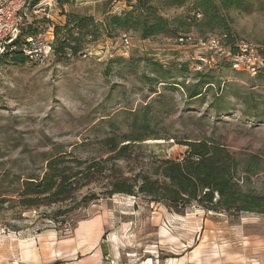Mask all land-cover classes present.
Instances as JSON below:
<instances>
[{"label":"rangeland","instance_id":"rangeland-1","mask_svg":"<svg viewBox=\"0 0 264 264\" xmlns=\"http://www.w3.org/2000/svg\"><path fill=\"white\" fill-rule=\"evenodd\" d=\"M248 1L251 10L225 12L228 26L209 32L193 23L195 0H153L163 16L186 23L178 28L193 38L186 44L164 35L142 39L135 30L113 37L101 31L76 57L0 61V264H264V215L233 218L196 205L179 214L144 196L108 194L115 177L149 171L158 159L183 158L185 141L205 137L245 161L254 157L250 186L264 193V74L216 65L219 55L206 43L229 32L264 45V0ZM127 8L126 0H41L25 24L54 41L51 22L64 25L67 14L101 23L107 12ZM154 61L166 64L164 72ZM197 72L213 85L202 98L190 100L181 85L161 82L165 76L192 84ZM112 134L141 140L106 162L112 153L103 139ZM57 154H66L71 167L70 159L100 162L103 172L66 202L25 208L24 181L43 176L47 159ZM66 210L65 224L63 216L53 218Z\"/></svg>","mask_w":264,"mask_h":264},{"label":"trees","instance_id":"trees-1","mask_svg":"<svg viewBox=\"0 0 264 264\" xmlns=\"http://www.w3.org/2000/svg\"><path fill=\"white\" fill-rule=\"evenodd\" d=\"M41 0H35L31 12ZM185 0H171L170 4L183 5ZM128 8L121 13L107 12V17L98 23L92 15L67 14L64 25H55L48 19L39 23L46 25L51 22L54 27L55 40L52 41L54 56L66 58L76 57L83 53L87 45L95 42L99 32L103 31L108 37H113L117 30H135L140 32L142 39H149L157 35L176 38L177 43L186 44L192 40L190 33H179L178 28L186 23L182 19L170 20L162 15L153 0H126ZM194 9L198 15L193 23L209 32L216 27H227L225 12L231 9L249 11L253 5L248 0H195ZM38 29L34 24H25L18 38L0 54V61L8 60L14 63L38 62L30 59L22 52V43L29 35H35ZM220 37L224 46L232 53H238L237 42L240 40L232 33L222 32ZM183 39V41H180ZM264 46V45H262ZM264 58V49L260 50ZM221 58V59H219ZM216 65H227L234 69L226 56H220ZM158 73L164 72L165 65L159 61L152 63ZM188 68V63H182ZM236 70V69H234ZM245 72L244 70H236ZM264 74V67L255 75ZM198 81L181 83L168 81L164 76L161 82L168 87L182 86L185 96L190 99L202 98L212 82L203 79V73H196ZM173 82V83H172ZM131 135H109L103 139L108 153H112L105 161L118 160L129 151L132 141ZM128 142V143H126ZM125 143V144H124ZM187 151L183 158L158 159L149 171H141L134 177H115L109 187L108 194L140 195L151 202L162 203L170 211L183 214L191 206H199L206 211L225 213L229 217L239 218L245 214L264 215V193L254 190L250 186V179L256 170L253 169V159L245 161L230 148L213 138H197L185 141ZM66 164L67 155L57 154L47 159V168L43 176L29 178L24 181L20 193V203L25 208L56 202H66L72 199L80 187L92 180L97 172H103L100 162L86 165V161L70 159ZM258 173V172H257ZM92 197L91 200H96ZM86 197L83 198V201ZM69 211H56L54 219L63 216L61 223L65 224L70 217ZM69 231V227H66ZM72 232V231H71Z\"/></svg>","mask_w":264,"mask_h":264},{"label":"built area","instance_id":"built-area-1","mask_svg":"<svg viewBox=\"0 0 264 264\" xmlns=\"http://www.w3.org/2000/svg\"><path fill=\"white\" fill-rule=\"evenodd\" d=\"M35 0H0V54L3 53L22 33V28L29 18ZM49 29H53L50 25ZM124 44L128 45L129 38L124 35ZM52 41H46L43 34L29 35L22 43V52L30 59L44 62L45 58L54 55ZM183 41V39H180ZM206 43L209 49L220 56H226L233 64L234 69L244 70L256 74L264 67V58L260 52L262 45L239 40L238 53H232L224 46L221 37L212 36Z\"/></svg>","mask_w":264,"mask_h":264},{"label":"crops","instance_id":"crops-1","mask_svg":"<svg viewBox=\"0 0 264 264\" xmlns=\"http://www.w3.org/2000/svg\"><path fill=\"white\" fill-rule=\"evenodd\" d=\"M264 244V243H263ZM260 248H261V251H264V247H262V245H260ZM261 251H259L260 252V254H261ZM263 254V253H262ZM255 259H258V258H255ZM262 261L264 262V257H262ZM250 264V263H249ZM251 264H261V261L260 260H258V262H255V263H251Z\"/></svg>","mask_w":264,"mask_h":264}]
</instances>
